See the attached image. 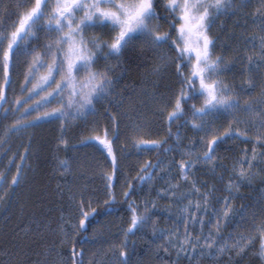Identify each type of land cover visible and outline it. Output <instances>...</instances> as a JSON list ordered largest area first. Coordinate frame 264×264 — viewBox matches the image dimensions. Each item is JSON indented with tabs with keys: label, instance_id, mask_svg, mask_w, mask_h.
I'll list each match as a JSON object with an SVG mask.
<instances>
[{
	"label": "snow or ice",
	"instance_id": "snow-or-ice-1",
	"mask_svg": "<svg viewBox=\"0 0 264 264\" xmlns=\"http://www.w3.org/2000/svg\"><path fill=\"white\" fill-rule=\"evenodd\" d=\"M250 7L255 12H247ZM222 18L230 20L233 28H227ZM217 32H230V42ZM137 59H151L156 76L170 71L174 77L167 93H152L166 138L138 139L143 133L139 123L132 129L136 135L130 138L136 148L150 145L152 150L177 152L161 176L163 189L155 193L162 200L174 198L172 203L178 207L169 218L179 227L170 231L155 223L158 208L154 200L139 205L132 199L136 188L129 182L135 179L138 184H150L165 162L145 163L138 169L139 175L125 179L123 185L116 175L117 151H124L117 147L122 133L119 112L114 111L123 107L119 91L123 74L118 69L126 60ZM242 64L247 69L240 70V83L227 81L225 77ZM253 72L258 73L259 83ZM9 94L12 108L5 107L10 103ZM100 108L107 124H97L93 131L100 134L84 143L96 142L111 161V173L104 174L103 203L118 202L115 187L119 186L130 213L121 230L122 240L113 245L110 264H140L133 260L135 241L129 237L146 232L153 242H166L158 247L174 256L173 264H200L203 259L211 264H234L230 254L239 257L249 248L264 264V194L252 204L235 207L233 203L241 185L251 184L254 169L264 171V0H258V5L253 0H0L2 136L60 121V143L67 147L64 133L76 121L86 123L89 117L99 116ZM17 111L15 123L4 126L3 121ZM184 128L198 139L180 143V129ZM169 140L175 142V148ZM229 141L252 147L241 150L223 189L201 182L196 177L201 164L210 166L213 175L219 169L227 171L218 153ZM22 179V169L15 176L0 172V189L9 180L18 186ZM220 180H224L223 173ZM180 181L188 192L181 191ZM220 191L227 195H217ZM75 207V223L71 217L62 218L63 222L72 231L86 233L90 217L98 214L96 208L82 193ZM249 223L251 233L244 235L240 230ZM229 226L232 232L227 231ZM58 231L68 234L63 226ZM95 240V236H84L78 243L88 245ZM44 264H85L84 249L70 243L66 257L61 252Z\"/></svg>",
	"mask_w": 264,
	"mask_h": 264
},
{
	"label": "trees",
	"instance_id": "trees-1",
	"mask_svg": "<svg viewBox=\"0 0 264 264\" xmlns=\"http://www.w3.org/2000/svg\"><path fill=\"white\" fill-rule=\"evenodd\" d=\"M253 4L258 5V0H253ZM247 12H255V8L250 7ZM222 20L227 28H233L230 20L225 18ZM216 34L230 42L228 41L230 32ZM248 34L253 33L249 31ZM229 58H232V53H229ZM241 69H247V64L237 65L235 72L229 73L225 79L235 80L238 85L242 79ZM152 70L151 59L144 62L138 59L126 60L118 69V72L123 74L119 89L123 98V107L114 111L119 112L117 119L120 121L122 133L117 147L124 149L123 152H117L119 155L134 149L130 138L136 135L132 129L137 123L143 126V133L137 137L138 139L163 140L167 136L166 130L162 127L161 118L156 115L155 103L146 104L144 98L140 97V92L147 84L148 87H152L154 84L152 81H155L158 95L165 94L168 88L164 85L169 86L173 83L174 77L169 71L159 77L154 76L152 81L146 82L143 75L151 74ZM247 75L248 73L245 72L243 79L246 80ZM251 75L259 83L258 73L253 72ZM259 92L260 89L257 88V96ZM99 111L101 113L99 116L89 117L86 123L76 121L64 133L68 141L67 147L60 143V121L42 123L38 127L13 134L12 138L3 137L1 132L0 141L4 142L0 143V172L7 176H15L17 170L26 162L30 163V169L27 172L26 181L21 180L18 186H12L9 180L8 184L0 189V264H44L46 260L54 261L61 252L66 257L70 243L77 248L83 247L85 264H110L114 252L113 245H118L122 240L121 230L127 226L130 213L120 195H117L118 202L115 205L103 203L106 197L104 195L105 173L102 171L103 166H111V161L106 158V152L99 149L96 142L84 143L88 137L100 134L98 131H93L97 124L100 126L107 124L104 110L100 108ZM176 131L177 128L174 127L173 133ZM180 131L182 133L180 143L184 145L198 139L197 135L188 128L180 129ZM169 143L175 148L174 141L169 140ZM85 147L90 148L87 150ZM251 147L252 145L242 144L240 141H229L218 153L219 162L226 166L227 171L219 169L217 174L213 175L209 170L210 166L201 164L196 177L201 182H207L209 186L215 184L218 189H223L228 177L232 174L231 168L234 161L242 156L241 150ZM148 153L145 162L150 161L156 164L158 160L164 161L165 163L161 165L163 171L157 172L150 184H138L135 179H131L129 182L136 188V194L132 199L139 205L146 200H154L158 208V214L154 217L155 223L158 227L170 231L173 227H179L176 220L169 218V213H176L178 207L172 203L174 198L162 200L155 193L157 189H163L164 182L161 176L167 171L172 160L177 158V152L166 153L160 149H150ZM65 164H67L66 168ZM142 167L139 165L132 167L122 181L125 182V179L139 175L138 169ZM254 171L256 174L251 184L241 185L239 192L236 193L233 201L235 207L252 204L264 194V171H261L259 167ZM221 173L224 175L223 181L220 180ZM179 183L181 191H189L182 181ZM124 190L127 191V189ZM81 193L85 199L92 202L98 213L90 217L92 223L86 233H77L68 229V225L62 219L71 217L72 222L75 223V215L78 214L75 204ZM217 195H227V193L220 191ZM165 209H168V212H165ZM60 226L67 230L66 236L58 231ZM93 229L96 231L93 232ZM227 231L232 232L233 229L229 226ZM240 231L244 235L250 234L251 223L245 225ZM84 236L89 238L95 236L96 240L88 245L78 243ZM129 239L135 241L134 261L139 260L140 264H173L174 256L166 255L158 247V244H165V241L153 242L147 232L131 236ZM61 240V244L56 243ZM128 250H132L131 245ZM256 251H258V245ZM230 255L234 264H261L253 248H249L239 257L234 252ZM221 259L226 260V258ZM200 264H211V262L203 259Z\"/></svg>",
	"mask_w": 264,
	"mask_h": 264
},
{
	"label": "rangeland",
	"instance_id": "rangeland-1",
	"mask_svg": "<svg viewBox=\"0 0 264 264\" xmlns=\"http://www.w3.org/2000/svg\"><path fill=\"white\" fill-rule=\"evenodd\" d=\"M163 74H165V73H161L159 76H161V75H163ZM154 76H156V75H154V73H153V70H152V72H151V74H146V75H143V77L146 79L145 81L147 82V80H148V82L149 81H152V78L154 77ZM158 76V77H159ZM154 84H156V82L155 81H152ZM153 84V85H154ZM148 85V84H147ZM145 86V88L144 89H142L141 90V95H140V97L141 98H144V100H145V103L146 104H149V105H151V104H153V99H152V93L153 92H155V93H157V95H158V92H157V90H156V88L152 85V87H148V86ZM151 86V85H150ZM165 86V88H168V85H164ZM16 96H17V98H19V92L17 91V93H16ZM9 101H10V103L8 104V105H6L5 107H8V108H12V107H14V105H12L11 104V95L9 94ZM17 116H16V115ZM10 117H14V118H10ZM19 117V111H17V112H15V113H13L11 116H9V120L7 119V120H4L3 122H4V126H7V125H11V124H13L14 122H15V120L17 119ZM155 117V116H154ZM155 121H156V119H154ZM8 121V122H7ZM160 121V120H159ZM6 123V124H5ZM43 123H45V122H43ZM157 123H159V122H157ZM130 124L132 125L133 124V121L131 120L130 121ZM133 127V126H132ZM1 132H2V129H0V134H1ZM18 136V135H17ZM13 137V134L12 135H10V138H12ZM83 139V141H85V139L84 138H82ZM89 148L90 147H85V149H87V150H89ZM133 149V148H132ZM132 149L131 150H128V151H125L126 153L125 154H123V155H119L118 153H117V158H118V161H117V163H118V169H119V171L117 172V177H119V183H120V185H123L124 184V181H122L123 180V177H124V175H126V174H128V171H130V169L132 168V167H134V166H136V165H139V166H144V164L146 163L145 162V157H146V154H149L148 152L150 151V149H152L151 148V146L149 145V146H146V147H144L143 149H141V148H136V147H134V149H133V151H132ZM118 152V151H117ZM127 158V159H126ZM30 163H25V164H23L21 167H20V169L22 168V167H24L23 169H22V173H23V179H22V181H26V176H27V172H28V170L30 169V165H29ZM104 167V168H103ZM102 168H103V171L102 172H104V173H107V174H110L111 173V166H103ZM115 191H116V193H117V195H119V193H120V191H121V188L119 187V186H117V187H115Z\"/></svg>",
	"mask_w": 264,
	"mask_h": 264
}]
</instances>
